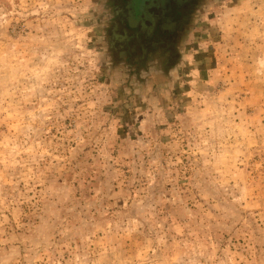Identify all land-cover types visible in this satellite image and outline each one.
<instances>
[{"label":"rangeland","instance_id":"rangeland-1","mask_svg":"<svg viewBox=\"0 0 264 264\" xmlns=\"http://www.w3.org/2000/svg\"><path fill=\"white\" fill-rule=\"evenodd\" d=\"M109 11L0 0V264H264V0L133 68Z\"/></svg>","mask_w":264,"mask_h":264},{"label":"flooded vegetation","instance_id":"flooded-vegetation-1","mask_svg":"<svg viewBox=\"0 0 264 264\" xmlns=\"http://www.w3.org/2000/svg\"><path fill=\"white\" fill-rule=\"evenodd\" d=\"M204 0H106L111 53L130 67L166 59L192 24Z\"/></svg>","mask_w":264,"mask_h":264}]
</instances>
